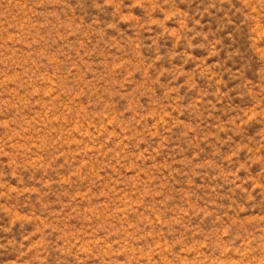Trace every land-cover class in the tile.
I'll use <instances>...</instances> for the list:
<instances>
[{
	"label": "rangeland",
	"instance_id": "1",
	"mask_svg": "<svg viewBox=\"0 0 264 264\" xmlns=\"http://www.w3.org/2000/svg\"><path fill=\"white\" fill-rule=\"evenodd\" d=\"M0 264H264V0H0Z\"/></svg>",
	"mask_w": 264,
	"mask_h": 264
}]
</instances>
